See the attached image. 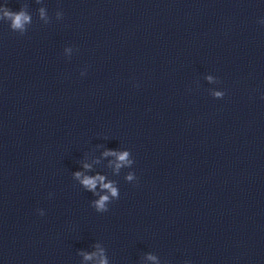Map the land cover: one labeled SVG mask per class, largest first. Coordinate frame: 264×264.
<instances>
[{
    "label": "water",
    "instance_id": "95a60500",
    "mask_svg": "<svg viewBox=\"0 0 264 264\" xmlns=\"http://www.w3.org/2000/svg\"><path fill=\"white\" fill-rule=\"evenodd\" d=\"M101 259L264 264V0H0V264Z\"/></svg>",
    "mask_w": 264,
    "mask_h": 264
},
{
    "label": "clouds",
    "instance_id": "9594fccd",
    "mask_svg": "<svg viewBox=\"0 0 264 264\" xmlns=\"http://www.w3.org/2000/svg\"><path fill=\"white\" fill-rule=\"evenodd\" d=\"M41 14H43V10H41ZM4 17H6L11 23L10 28L12 30H19L20 33L23 35V33L26 31L25 25L30 23V16L26 14L25 11L21 10L19 12H12L10 10L5 9L4 11ZM209 79H211L209 77ZM215 95L217 97H221L223 93L216 92ZM105 155H114L117 156L118 161L120 163H117L116 167L119 169L121 167V164H128L131 163V161L128 160L129 153L127 151L117 153V152H106ZM85 167H88V165H85ZM75 176L79 179L81 177V173L77 172L75 173ZM133 177L132 175H129L127 177L128 180H131ZM104 177L103 176H96V177H88L84 176L81 180V183L84 185L85 188L88 190H94L97 186V183L100 182L101 187L104 189H107L108 192L111 193L112 197H117V189L112 185V183H103ZM109 200V196L104 195L101 196L99 200L95 202V207L97 211H106L105 209V203ZM94 255V254H93ZM86 260L92 259V255H85L84 257ZM100 264H107L106 260L101 259Z\"/></svg>",
    "mask_w": 264,
    "mask_h": 264
}]
</instances>
